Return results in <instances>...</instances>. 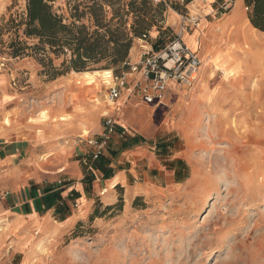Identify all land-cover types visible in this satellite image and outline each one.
Masks as SVG:
<instances>
[{
  "label": "rangeland",
  "instance_id": "1",
  "mask_svg": "<svg viewBox=\"0 0 264 264\" xmlns=\"http://www.w3.org/2000/svg\"><path fill=\"white\" fill-rule=\"evenodd\" d=\"M160 2L161 31L153 27L146 40L134 38L132 63L154 44L164 47L179 37L198 54L201 69L192 85L170 83L161 102L148 104L139 95L145 87L141 74L124 64L116 72L51 78L49 60L60 70L64 59L47 48L12 59L7 47L15 37L6 24L24 15L26 2L0 0V76L6 77L10 108L5 123L20 134L28 126L54 135L60 145L76 141L81 147L100 140L107 119L128 129L126 136L110 139L98 159H91L93 145L81 152L83 197L75 198L74 213L84 221L66 235L62 222H20L15 234H6L3 222L1 264H264V33L249 26L244 3L229 28L191 30L193 24L185 27L181 19L186 1L152 0V7ZM91 4L56 0L54 10L71 23L75 6L81 14ZM220 12L225 11L208 21L222 23ZM173 14L179 22L167 25ZM104 15L112 17L107 6ZM82 22L89 24L88 15ZM130 25L131 18L127 32ZM237 31L258 43L226 42ZM106 71L111 75H102ZM121 74L127 86L110 103L109 77ZM64 178L55 175L53 186L67 185ZM111 179L117 182L106 185Z\"/></svg>",
  "mask_w": 264,
  "mask_h": 264
},
{
  "label": "crops",
  "instance_id": "2",
  "mask_svg": "<svg viewBox=\"0 0 264 264\" xmlns=\"http://www.w3.org/2000/svg\"><path fill=\"white\" fill-rule=\"evenodd\" d=\"M185 1L186 11L185 16L181 17L182 23L186 26L190 20L198 21L197 24L190 25L191 30H196V27L207 28L208 25L211 26L210 29L229 28L227 22L237 17L238 9L243 4V0H181ZM224 4H228L229 8L226 12H220L226 17L222 23L215 25L208 21L207 17L210 15L215 19L216 11ZM178 18L179 15L173 14L168 18L167 25L173 26L179 22ZM238 27L240 26L235 28ZM128 61L132 63V52ZM5 82L6 77L0 76V224L7 222L9 230L6 234H15L20 222L46 227L48 221L52 220V223H64L66 227L62 234H69L84 221L82 215L74 213V207L77 206L75 198L80 195L81 200L83 197L82 185L78 182L84 178L80 172L79 158L85 154L86 149L91 148V144L81 147L73 141L68 146H63L53 139L54 135L32 131L28 126L20 134L14 125L5 123L10 110L7 106L9 101L4 99L8 96V92L4 91ZM127 133V128L116 127L111 139H120ZM75 158L78 160L75 161ZM62 173L65 174L64 182L68 184L56 188L52 184L53 178ZM115 180L107 181L106 185ZM115 182L113 185L117 184ZM55 227L60 231L59 226ZM3 236H0V240ZM5 253L6 248L0 246V255Z\"/></svg>",
  "mask_w": 264,
  "mask_h": 264
},
{
  "label": "trees",
  "instance_id": "3",
  "mask_svg": "<svg viewBox=\"0 0 264 264\" xmlns=\"http://www.w3.org/2000/svg\"><path fill=\"white\" fill-rule=\"evenodd\" d=\"M25 2L24 15L6 24L15 37L8 44L9 55L14 59L24 56L27 51L45 53L47 48L57 58L64 59L60 70L54 69L49 60L46 73L51 78L65 76L72 71L84 73L105 69L116 72L123 68L134 38L146 40L153 27L161 31L158 23L165 8L162 2L153 8L152 0H131L126 5L121 0H92L91 5L83 6L81 14L75 6L69 17L74 21L67 23L54 10L56 0ZM243 3L249 12L250 26L264 33V0H243ZM105 6L111 10L109 20L104 15ZM85 15H88V25L82 22ZM129 18L131 25L127 32ZM18 32L24 40H20ZM31 39L37 44L29 47L25 40ZM164 47L154 44L152 50L157 52Z\"/></svg>",
  "mask_w": 264,
  "mask_h": 264
},
{
  "label": "built area",
  "instance_id": "4",
  "mask_svg": "<svg viewBox=\"0 0 264 264\" xmlns=\"http://www.w3.org/2000/svg\"><path fill=\"white\" fill-rule=\"evenodd\" d=\"M228 8V4H224L221 10L226 12ZM189 23L194 25L196 20H190ZM123 66L128 68L132 74H141V80H143L145 87L139 91V95L145 102L152 104L157 101L161 102L170 83L183 87L192 85L201 69V59L179 37H176L162 50L144 53L137 62H126ZM109 78H111L113 86L108 90V101L112 103L119 98L122 90L126 88V75L121 74L118 77L110 76ZM115 132L114 121L107 119L100 140L89 142L94 146L92 160L101 156L103 149Z\"/></svg>",
  "mask_w": 264,
  "mask_h": 264
},
{
  "label": "bare ground",
  "instance_id": "5",
  "mask_svg": "<svg viewBox=\"0 0 264 264\" xmlns=\"http://www.w3.org/2000/svg\"><path fill=\"white\" fill-rule=\"evenodd\" d=\"M249 24V23H248ZM250 26V24H249ZM251 27V26H250ZM252 29V28H251ZM254 31H257L256 29H253ZM238 33L233 35L234 32H233V36H230L229 40H227L226 42H234V43H243L246 44V45H251V46H255L257 43H258V40L256 38V36H252V35H249L247 33H245L244 31L241 32V31H237ZM221 35V34H220ZM210 36V35H209ZM209 39H219V37H209ZM187 45V44H186ZM188 46V45H187ZM189 47V46H188ZM190 48V47H189ZM191 49V48H190ZM192 50V49H191ZM193 51V50H192ZM97 73V72H96ZM98 74V73H97ZM85 76H93V75H90L89 73H85L84 74ZM102 75H104L105 77H108L110 74L109 71H106V72H103ZM101 76V75H100ZM99 76V77H100ZM88 78V77H86ZM110 188V187H109Z\"/></svg>",
  "mask_w": 264,
  "mask_h": 264
}]
</instances>
